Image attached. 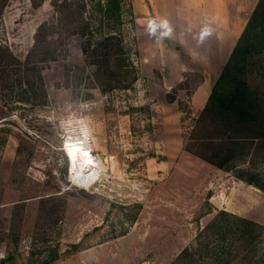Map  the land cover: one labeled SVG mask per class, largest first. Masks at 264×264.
<instances>
[{
  "label": "rangeland",
  "instance_id": "rangeland-1",
  "mask_svg": "<svg viewBox=\"0 0 264 264\" xmlns=\"http://www.w3.org/2000/svg\"><path fill=\"white\" fill-rule=\"evenodd\" d=\"M52 1L34 0L43 2L34 8L16 0L6 25L0 16V48L24 65L41 61L28 56L40 25L58 19ZM144 23L135 32L140 77L131 90L103 91L84 76L92 68L64 26L57 62H39L34 72L0 52V264H264V192L194 155L264 187V129H219L214 113L198 125L189 97L201 71L164 93L159 65L171 62L164 52L173 45ZM237 83L264 124V53L239 57L221 92ZM223 133L244 138L235 148L226 139L198 144ZM220 211L257 225L251 246L238 220L217 218Z\"/></svg>",
  "mask_w": 264,
  "mask_h": 264
},
{
  "label": "trees",
  "instance_id": "trees-1",
  "mask_svg": "<svg viewBox=\"0 0 264 264\" xmlns=\"http://www.w3.org/2000/svg\"><path fill=\"white\" fill-rule=\"evenodd\" d=\"M32 1L34 8L43 5ZM7 0H5L0 16L2 17ZM58 14V19L52 25L42 24L37 29L34 36V48L30 52L28 58H39L36 62H28L24 65L14 56L8 48H0V52L15 60L16 65L25 68L26 71H36L39 62H57L56 50L60 44L59 29L63 26L71 36H77L80 39L81 53L84 57V64H88L92 70L88 74L87 69H83L84 76L89 75V80L96 82L103 91L115 89L131 90L138 82L140 77L139 70V51L137 48L136 17L134 14L132 0H65L51 2ZM49 28L50 33L46 31ZM183 55L181 49H178ZM250 51L258 54L264 53V0H259L254 12L249 18L245 30L240 36L237 45L230 57V60L224 68L221 76L213 86L208 103L199 115L198 125L205 126V120L209 113L216 115L220 125L219 129L225 128L232 132L234 129H241L242 125H262L260 124L253 112V102L247 89L241 83H237L236 88L228 92H221L222 86L231 78V69L234 62L242 56L247 55ZM13 56V57H12ZM29 60V59H28ZM25 71H22V73ZM40 79V75H39ZM41 80V79H40ZM42 82V81H41ZM176 96L167 98L169 103H174ZM259 134V133H258ZM223 136V137H222ZM224 136H226L224 138ZM262 137L261 134L258 135ZM244 137L235 134H221L217 138L200 137L198 144L205 148L211 144L212 139L218 141L217 146L224 145V139L228 141L227 145L236 147L238 141ZM224 140V141H223ZM215 146V145H214ZM222 148L215 150V155L221 154ZM232 150L228 151L229 158ZM201 160L214 164L220 169H224L221 163H215L205 155L195 154ZM247 185L256 187L264 192L256 178L244 179L236 176ZM233 217L238 220L241 226V237L251 246L254 242V229L257 226L254 222L238 218L226 211H220L218 217ZM217 224V220L213 221L205 230L212 228Z\"/></svg>",
  "mask_w": 264,
  "mask_h": 264
},
{
  "label": "crops",
  "instance_id": "crops-1",
  "mask_svg": "<svg viewBox=\"0 0 264 264\" xmlns=\"http://www.w3.org/2000/svg\"><path fill=\"white\" fill-rule=\"evenodd\" d=\"M15 2L16 0H7L3 11L5 25L10 17L8 11ZM258 2L259 0H132L136 29L139 28L140 21H145L149 34L159 33L173 45V48L164 52L170 56L171 62L165 61L159 65L163 71L161 88L164 93L179 86L186 79L187 72L201 71L202 79L189 97L193 116L206 107L211 90L228 64ZM149 21H152L151 27ZM205 25L212 27L214 34L201 42L199 33ZM217 34L221 35L220 39H217ZM178 49L182 50L183 55ZM204 163L216 172L224 173L229 180L245 185L237 175L232 174V169L228 171L214 164ZM241 167L248 168L245 164L235 165L234 170ZM245 186L257 189L251 185Z\"/></svg>",
  "mask_w": 264,
  "mask_h": 264
},
{
  "label": "clouds",
  "instance_id": "clouds-1",
  "mask_svg": "<svg viewBox=\"0 0 264 264\" xmlns=\"http://www.w3.org/2000/svg\"><path fill=\"white\" fill-rule=\"evenodd\" d=\"M149 25L150 27L152 26V21H149ZM214 34V29L212 27H209L207 25H205L200 33H199V39L201 42L207 40L209 37H211ZM221 35L217 34V39H220Z\"/></svg>",
  "mask_w": 264,
  "mask_h": 264
},
{
  "label": "bare ground",
  "instance_id": "bare-ground-1",
  "mask_svg": "<svg viewBox=\"0 0 264 264\" xmlns=\"http://www.w3.org/2000/svg\"><path fill=\"white\" fill-rule=\"evenodd\" d=\"M79 153V152H78ZM86 157V160H87V163L88 164H91L90 163V161H91V157L89 156V157H87V156H85ZM93 163V162H92ZM97 166V165H96ZM76 177L77 178H79V179H81V180H83L84 182H85V180H86V177H84V176H82V175H80L79 173L76 175ZM77 181V180H76ZM87 181V180H86Z\"/></svg>",
  "mask_w": 264,
  "mask_h": 264
}]
</instances>
